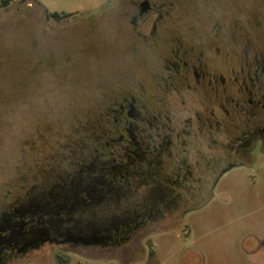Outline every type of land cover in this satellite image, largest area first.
<instances>
[{"label":"rangeland","instance_id":"obj_1","mask_svg":"<svg viewBox=\"0 0 264 264\" xmlns=\"http://www.w3.org/2000/svg\"><path fill=\"white\" fill-rule=\"evenodd\" d=\"M141 1L15 0L0 8V212L50 188L52 176L78 171L82 140L98 135L99 108L139 81L151 90L157 82L148 72L164 71L158 56L177 33L200 31L208 17L222 26L236 13L244 21L256 0H148L169 12L167 25L147 36L151 17L140 38L130 16ZM46 10L71 16L55 19ZM251 156L234 161L207 195L172 194L176 207L153 212L125 240L45 244L8 264H58L59 255L69 264H264V151ZM143 178L138 195L98 217L122 215L146 197L155 184Z\"/></svg>","mask_w":264,"mask_h":264},{"label":"flooded vegetation","instance_id":"obj_2","mask_svg":"<svg viewBox=\"0 0 264 264\" xmlns=\"http://www.w3.org/2000/svg\"><path fill=\"white\" fill-rule=\"evenodd\" d=\"M143 1L130 16L140 38L151 17L150 37L169 15L149 1L142 13ZM254 4L244 21L236 13L222 26L208 17L200 31L177 33L158 56L164 71L148 72L156 86L139 81L99 108L98 135L82 140L78 171L52 176L50 188L0 212V264L45 244L86 248L125 240L153 212L176 207L172 194L207 195L234 161L264 151V35L255 33L264 28V0ZM142 177L155 184L146 197L122 215L98 217L138 195Z\"/></svg>","mask_w":264,"mask_h":264},{"label":"trees","instance_id":"obj_3","mask_svg":"<svg viewBox=\"0 0 264 264\" xmlns=\"http://www.w3.org/2000/svg\"><path fill=\"white\" fill-rule=\"evenodd\" d=\"M13 1L15 0H0V8L8 6ZM46 12L50 17L55 18V19H63V18H67L71 16V14H60L57 12H48V10H46ZM57 260H58V264H69L70 262V258L64 255L63 256L59 255L57 257Z\"/></svg>","mask_w":264,"mask_h":264},{"label":"water","instance_id":"obj_4","mask_svg":"<svg viewBox=\"0 0 264 264\" xmlns=\"http://www.w3.org/2000/svg\"><path fill=\"white\" fill-rule=\"evenodd\" d=\"M141 11L142 13H145L148 11V7H149V2L148 0H144L142 3H141Z\"/></svg>","mask_w":264,"mask_h":264}]
</instances>
